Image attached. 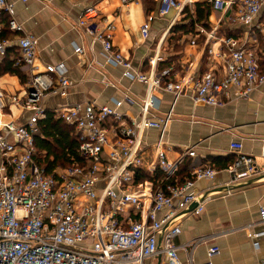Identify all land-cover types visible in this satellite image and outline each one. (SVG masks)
<instances>
[{
    "label": "built area",
    "instance_id": "1",
    "mask_svg": "<svg viewBox=\"0 0 264 264\" xmlns=\"http://www.w3.org/2000/svg\"><path fill=\"white\" fill-rule=\"evenodd\" d=\"M139 1L120 0L123 6ZM262 4L263 0H212V9L218 12L238 5L228 22L247 28L245 36L218 37V24L223 21L219 19L201 48L211 67L201 74L191 67L180 77L170 69L156 72L159 52L150 60L149 72L134 71L131 62L113 48L112 27L96 25L95 7L84 9L78 27L86 30L92 43L101 44L106 64L120 67L122 76L145 86L147 95L140 101L125 95L114 100L113 107L74 105L52 111L55 118L73 128L78 145L76 160L51 173L34 160L38 122L46 114L45 98L66 97L75 84L65 75L63 64L37 72L33 36L24 34L16 43L2 39L0 61L16 44L13 68L23 70L27 81L21 95L7 98L0 89V264H143L157 257H163L166 264H181L174 240L181 233L178 223L182 218L175 219L192 204L196 206L188 214L202 212L204 203L194 190L195 183L214 181L217 171L191 163L184 184L171 182L185 160L195 158V150L182 147L178 158L168 161L165 134L181 98L189 97L193 106L221 107V98L248 99L264 82L256 50L248 47ZM191 5V0H159L157 16L163 18L175 11L178 17ZM4 16L9 18L10 32H22L12 18L8 0H0V27ZM152 19L140 28L144 39ZM209 42L224 50L208 48ZM190 45L195 46V40ZM75 53H82L81 48ZM219 62L224 65L223 72ZM164 94L172 98L170 109L156 117L152 111L158 109ZM123 104H137L138 116L123 115L119 111ZM152 130L158 136L147 146L146 134ZM229 149L236 156L225 170L230 184L264 171V165L258 167L252 156L242 153L239 142H232ZM260 157L264 160V146ZM139 173L148 174L151 181L140 180ZM156 173H161V178H155ZM260 214L264 221V210ZM207 242V238L195 240L189 244L190 252ZM218 252L217 247L210 248L208 257Z\"/></svg>",
    "mask_w": 264,
    "mask_h": 264
},
{
    "label": "crops",
    "instance_id": "2",
    "mask_svg": "<svg viewBox=\"0 0 264 264\" xmlns=\"http://www.w3.org/2000/svg\"><path fill=\"white\" fill-rule=\"evenodd\" d=\"M146 1L123 6L120 0H8L12 6V18L22 28L21 33L8 32V39L16 43L24 34L33 36L37 72H44L46 66L63 64L65 75L75 84L66 97L45 98L46 111L74 105L113 107V101L121 100L125 95L136 101L147 95L145 86L124 78L120 67L106 64L101 44L92 43L86 30L78 27L82 12L90 6L98 11V27L104 24L112 27L113 48L131 62L134 71L142 73L150 71V60L156 52H159L156 72L170 69L173 75L180 77L192 67L196 74L204 73L211 63L208 54L201 53V48L219 19L223 21L218 24V37L241 39L247 30L228 22V17L238 7L236 5L228 12L211 9L207 28L196 25L193 31L179 34L177 39L171 29L183 15L177 17L172 11L171 15L158 17L159 0H153L147 13ZM191 1L190 8H194L196 4L211 5L212 0ZM149 17L153 19L148 22L149 35L144 39L140 28ZM2 21L5 22L4 18ZM2 21L0 32L4 26ZM253 32L248 47L256 50L259 71L264 75V0ZM191 40H195V46L190 45ZM219 46L209 42L207 47L214 51L224 50ZM76 48H81L82 53H75ZM16 53L15 44L8 49L6 60L13 61ZM219 63L220 72H223L224 65ZM26 81L23 70L21 77L1 73L0 89L7 98L21 95ZM231 97L221 98L224 102L221 107L193 106L189 97L181 98L165 134V142L170 148L165 152L168 161L176 160L182 147L188 146L194 148L195 158H187L181 168L188 171L190 164L194 163L208 165L217 171L214 181L195 183L194 190L204 203L202 212L198 216L187 214L178 223L181 233L174 242L179 247L181 264H189L190 258L191 264H264V221L260 214L264 210V171L232 184L225 171L236 158L229 149L232 142H239L242 153L252 156L258 167L264 165L260 157L264 146V82L248 99L234 100ZM161 98L158 109L152 111L156 117L164 116L171 106L170 95L164 94ZM119 111L136 118L139 107L137 104H123ZM157 136L156 131L147 132V146L152 145ZM199 238H207L208 242L197 245L190 252L189 244ZM213 247L219 252L208 257V251ZM143 264L166 262L163 257H157Z\"/></svg>",
    "mask_w": 264,
    "mask_h": 264
},
{
    "label": "trees",
    "instance_id": "3",
    "mask_svg": "<svg viewBox=\"0 0 264 264\" xmlns=\"http://www.w3.org/2000/svg\"><path fill=\"white\" fill-rule=\"evenodd\" d=\"M146 1V0H145ZM145 10L150 11L153 0H147ZM159 7V4H158ZM212 6L208 3L196 4L194 8L186 6L181 15L182 19L178 21L171 29L178 37L179 34H187L193 31L194 26H202L207 28L208 18ZM158 11V8H157ZM4 18L5 22L2 21ZM2 22L4 24L3 30L0 32V41L8 38V16H4ZM176 39V38H175ZM8 51L4 59L0 61V74L10 73L21 77V70L13 68V61L6 60ZM39 132L35 136L36 155L34 160L38 166L43 168L46 173H51L56 169H64L72 164L71 159L77 158V137L73 132V128L67 126L59 118H55L53 112L46 111L45 117L38 122ZM140 180H150V176L146 173H139ZM155 178H161V173H156ZM189 178L186 168H179V170L170 178L171 182L178 179V184H184ZM138 180V179H137Z\"/></svg>",
    "mask_w": 264,
    "mask_h": 264
},
{
    "label": "water",
    "instance_id": "4",
    "mask_svg": "<svg viewBox=\"0 0 264 264\" xmlns=\"http://www.w3.org/2000/svg\"><path fill=\"white\" fill-rule=\"evenodd\" d=\"M195 204H192L187 210H185L182 214L178 215L175 220L183 218L185 215H187L190 211H192L195 208Z\"/></svg>",
    "mask_w": 264,
    "mask_h": 264
},
{
    "label": "rangeland",
    "instance_id": "5",
    "mask_svg": "<svg viewBox=\"0 0 264 264\" xmlns=\"http://www.w3.org/2000/svg\"><path fill=\"white\" fill-rule=\"evenodd\" d=\"M173 13V12H172ZM171 15V14H170Z\"/></svg>",
    "mask_w": 264,
    "mask_h": 264
}]
</instances>
